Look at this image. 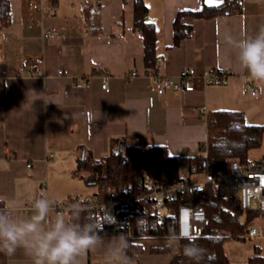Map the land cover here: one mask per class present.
Listing matches in <instances>:
<instances>
[{
  "label": "crops",
  "instance_id": "0c3cea01",
  "mask_svg": "<svg viewBox=\"0 0 264 264\" xmlns=\"http://www.w3.org/2000/svg\"><path fill=\"white\" fill-rule=\"evenodd\" d=\"M146 3L158 29L163 74L216 66L232 72L229 81L210 85L197 79L193 91H150L144 38L134 29V0H11V25L0 21V209L16 205L13 216L27 219L45 181L52 201L82 195L78 180L84 179L75 173L79 157L84 150L96 157L109 153L114 138L150 139L167 145L172 154L196 155L208 138L210 110H242L248 123L264 124V82L238 70L235 50L224 39L227 34L255 35L264 25V0H245L238 12L210 19L187 17L193 31L178 46L173 43L177 13L220 0ZM102 67L111 73L110 91L102 87ZM132 71L138 74L132 77ZM83 79L90 85L78 86ZM183 162L187 167L188 160ZM146 240L139 264H146ZM179 245L163 252L174 255L160 264H170ZM79 259L80 264H103V249ZM248 259L230 258L233 264ZM0 264L31 261L18 251L0 257Z\"/></svg>",
  "mask_w": 264,
  "mask_h": 264
},
{
  "label": "trees",
  "instance_id": "16d2710c",
  "mask_svg": "<svg viewBox=\"0 0 264 264\" xmlns=\"http://www.w3.org/2000/svg\"><path fill=\"white\" fill-rule=\"evenodd\" d=\"M240 5L229 0L218 4H204L199 9L180 10L174 20V45H180L193 31V24L187 17L210 19L240 10ZM0 21L10 26L13 21L11 0H0ZM134 29L144 38V60L147 70L158 66L160 55L157 50L158 29L149 18V7L146 0H134ZM208 138L201 143V153L196 155H178L170 153L167 145L157 144L154 140L133 142L123 138H114L111 151L100 157L92 152L81 155L78 159L76 174H80L86 184L96 187L93 194L106 197L113 189L131 187L138 191L146 175L154 180L161 178L162 168L166 164L169 179L175 181L182 177L183 160L191 171L204 169V153L208 151L210 159L215 160L216 167L222 168L232 158L247 160L252 149L264 143V124L248 123L244 111L237 109H216L207 113ZM122 144V145H121ZM264 156V155H262ZM259 156V157H262ZM258 158V157H255ZM71 197V196H70ZM183 200V199H182ZM196 201L206 209L210 220L204 232L194 239H180L179 251L170 264H192L183 255L186 244H196L204 250L200 264H233L225 249V242L230 238L245 239L247 230L254 225V219L263 215L258 209H245L236 193H228L221 189L209 187L205 192L196 195ZM180 199L169 202V206H177ZM126 210L116 209L112 215H97L84 209L80 222L92 219L100 229V236L120 235L125 228ZM131 233L129 255L136 257L144 251L142 243L145 239L166 240L172 233H177L176 218L167 215L159 221L152 212L148 201L140 200L131 215ZM151 250L158 253L170 252L164 245H152ZM243 264H264V254L260 246Z\"/></svg>",
  "mask_w": 264,
  "mask_h": 264
},
{
  "label": "built area",
  "instance_id": "2783aa9c",
  "mask_svg": "<svg viewBox=\"0 0 264 264\" xmlns=\"http://www.w3.org/2000/svg\"><path fill=\"white\" fill-rule=\"evenodd\" d=\"M243 6L245 0H229ZM100 12V9H97ZM61 73H68L67 69H61ZM137 71H132L131 76H136ZM232 72L221 67L211 66L198 72L195 67H185L177 75H165L161 66L153 70H147L145 76L149 79L148 87L152 92L163 94L167 91H193L196 89V80L201 79L205 84H226ZM102 87L110 91L111 73L106 67L100 69ZM78 86H89L88 80H79ZM249 88H252L249 85ZM53 155V154H52ZM204 169L191 171L187 166L182 177L171 181L168 168L165 164L162 168L161 178L156 181L150 175H146L141 182L138 191L131 187L113 189L106 197L98 194L73 195L62 201H54L56 211L68 212L71 203L79 202L84 209L91 210L97 215H112L116 209L126 210L125 228L121 234L125 235L129 243L132 241L131 215L140 200L148 201L152 205V212L159 221L167 215H174L178 236L194 239L201 235L209 226L206 209L196 201L198 193L205 192L209 187L222 191L239 190L242 207L245 209H258L264 214V156L242 160L232 158L222 168L216 167L215 160L204 153ZM32 163H28L31 167ZM237 188L234 189L233 186ZM47 182H43L39 188L41 193L47 194ZM180 199L177 206H169V202ZM183 199V200H182ZM120 234V235H121ZM264 235V229L260 224H254L247 230L246 237L255 238Z\"/></svg>",
  "mask_w": 264,
  "mask_h": 264
},
{
  "label": "clouds",
  "instance_id": "9594fccd",
  "mask_svg": "<svg viewBox=\"0 0 264 264\" xmlns=\"http://www.w3.org/2000/svg\"><path fill=\"white\" fill-rule=\"evenodd\" d=\"M224 39L235 50L238 70L254 81L264 82V25L255 35L227 34ZM36 97L42 99L41 94L36 93ZM14 211H19L18 206L0 209V253L5 256L21 251L31 264H80L81 256L102 248L103 264H136V257L129 255L130 243L125 235L105 241L94 220L80 222L84 208L79 202L71 203L65 215L56 211L54 201L41 193L33 199L32 214L27 219L17 220ZM52 212L54 217L50 216ZM182 238L186 237L170 234L165 247L176 246ZM183 255L192 264H200L204 250L190 243L184 245Z\"/></svg>",
  "mask_w": 264,
  "mask_h": 264
},
{
  "label": "rangeland",
  "instance_id": "374dc122",
  "mask_svg": "<svg viewBox=\"0 0 264 264\" xmlns=\"http://www.w3.org/2000/svg\"><path fill=\"white\" fill-rule=\"evenodd\" d=\"M138 141V140H137ZM136 142V141H133ZM250 157L255 158L264 155V143L262 146L258 148H254L249 153ZM83 156V155H82ZM184 163V162H183ZM182 171H186V167L184 164L182 165ZM79 183L84 187L79 192V194H91L93 191L96 190L94 186L87 185L84 180L80 181ZM239 194V190L231 191ZM229 193V192H228ZM77 195V194H76ZM54 214V213H52ZM55 215V214H54ZM253 223L262 225L264 229V214L257 216ZM165 243L164 240H153L150 239L149 241H145L146 251L142 254L143 255V262L146 264H160V262H164L167 258L169 259L171 255L174 253H153L150 250V245L156 244H163ZM179 243L173 247V249H177ZM256 246H260L262 249V253L264 254V235L261 237L250 238L246 237L245 239H235L230 238L225 242V249L227 254L230 256L233 262H244L248 259V257L255 253ZM0 257H6L5 255H0ZM5 262V261H4Z\"/></svg>",
  "mask_w": 264,
  "mask_h": 264
},
{
  "label": "water",
  "instance_id": "95a60500",
  "mask_svg": "<svg viewBox=\"0 0 264 264\" xmlns=\"http://www.w3.org/2000/svg\"><path fill=\"white\" fill-rule=\"evenodd\" d=\"M121 145H122V144H121ZM83 155H85V150H84V152H83ZM233 188H234V189H236V188H237V186H236V185H234V186H233Z\"/></svg>",
  "mask_w": 264,
  "mask_h": 264
},
{
  "label": "snow or ice",
  "instance_id": "6c2138e0",
  "mask_svg": "<svg viewBox=\"0 0 264 264\" xmlns=\"http://www.w3.org/2000/svg\"><path fill=\"white\" fill-rule=\"evenodd\" d=\"M208 2H209V3H211V2H212V0H208ZM220 2H222V0H220Z\"/></svg>",
  "mask_w": 264,
  "mask_h": 264
}]
</instances>
